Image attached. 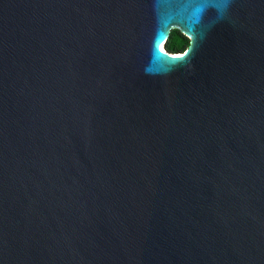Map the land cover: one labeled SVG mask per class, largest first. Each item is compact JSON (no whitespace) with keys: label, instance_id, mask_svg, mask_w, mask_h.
Instances as JSON below:
<instances>
[{"label":"water","instance_id":"obj_1","mask_svg":"<svg viewBox=\"0 0 264 264\" xmlns=\"http://www.w3.org/2000/svg\"><path fill=\"white\" fill-rule=\"evenodd\" d=\"M0 264H264V0H0Z\"/></svg>","mask_w":264,"mask_h":264},{"label":"trees","instance_id":"obj_2","mask_svg":"<svg viewBox=\"0 0 264 264\" xmlns=\"http://www.w3.org/2000/svg\"><path fill=\"white\" fill-rule=\"evenodd\" d=\"M191 44V40L178 29L171 32L170 38L165 45V50L170 54L183 53Z\"/></svg>","mask_w":264,"mask_h":264},{"label":"snow or ice","instance_id":"obj_3","mask_svg":"<svg viewBox=\"0 0 264 264\" xmlns=\"http://www.w3.org/2000/svg\"><path fill=\"white\" fill-rule=\"evenodd\" d=\"M160 51H163V47L162 46L160 47Z\"/></svg>","mask_w":264,"mask_h":264},{"label":"bare ground","instance_id":"obj_4","mask_svg":"<svg viewBox=\"0 0 264 264\" xmlns=\"http://www.w3.org/2000/svg\"><path fill=\"white\" fill-rule=\"evenodd\" d=\"M163 49H164V46L162 45Z\"/></svg>","mask_w":264,"mask_h":264}]
</instances>
